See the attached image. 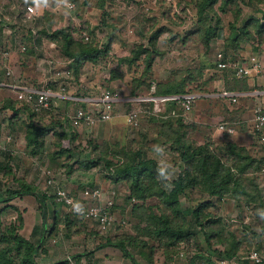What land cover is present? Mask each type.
<instances>
[{
    "label": "rangeland",
    "instance_id": "obj_1",
    "mask_svg": "<svg viewBox=\"0 0 264 264\" xmlns=\"http://www.w3.org/2000/svg\"><path fill=\"white\" fill-rule=\"evenodd\" d=\"M64 2L73 4L74 9L69 10ZM194 2L0 0V58L4 51H8L16 60L22 58V64L26 66V70H21L20 64L15 70L10 65L9 74H6L7 69L2 68L0 59V197L5 198L13 190H21L24 187L22 183L35 187L48 197L44 208L40 207L39 215L45 214L46 227L50 228L53 219L49 198L54 186L64 188L75 198H79L87 187H98L106 198L114 192L113 214L117 225L104 234L93 223L79 220L60 207L56 226L46 236V245L41 244L34 253L33 259L38 264H51L66 256L70 258H67V264H89L88 256L100 261V264H133L128 256L114 247L95 249L100 242H104L103 238L124 240L137 264H210L206 258L214 264H223L226 260H220L222 256L218 253L229 246L231 234L242 241L238 256L257 249L263 261L261 264H264V234L259 230L260 209L254 205L255 201L250 204L245 201L238 203L236 199L227 197L214 200L206 212L219 219L217 224L210 227V230L220 232L219 235L207 242L204 235L198 233L171 248L155 239L149 231L151 225L144 218L149 212L146 206L154 209L158 201L148 200L144 207L131 213L133 205L140 203L127 199V183L115 181V167L126 162L127 154L132 149H141L149 158H153L166 180L170 177L167 168L177 170L181 166L176 153L165 141V127L161 122L149 119L148 104H137L133 99L149 96L155 92L156 86L186 77L192 80L187 91L198 96L195 102L203 99L208 103L207 109L215 111L218 99H213L215 97L211 95L218 92L215 81L222 74L215 67L217 54L224 53L229 62L234 63L255 45V42H244L237 51L224 46L229 34L228 24L233 20L231 7L227 6L224 13L218 11L220 29L205 48L196 34L199 23ZM27 6L35 9V17L21 24L19 22ZM215 6H220V1ZM241 7L243 18L248 17L249 9L244 5ZM62 28H74L76 38L99 48L110 43L109 52L93 62L83 63L75 72L70 61L61 55L54 43L40 33L42 30L51 33ZM82 32L88 39L82 36ZM156 32H159V54L155 56L150 71L145 69L142 58L133 64L123 61V58L131 56L136 46L147 47V41ZM66 69L70 71L68 77L54 79V72ZM16 85L32 90L49 88L57 93L61 92L63 86L65 91L61 93L69 99L54 98L50 110L33 114L10 87ZM104 91L115 94L119 99L112 119L93 128L72 126L70 116L77 109L94 114L100 109V98ZM8 100L13 102L17 114L7 107ZM131 108L140 110L137 127L129 126L126 121ZM28 122L44 130L42 145L38 149L29 146L25 140ZM212 122L216 125L218 121L214 118ZM62 134L65 137L61 138ZM205 134L207 131L203 127H195L189 132L196 142L207 140ZM71 135L74 140L70 145L68 141ZM59 146L73 148L72 155L57 156ZM244 147L258 163L255 169L243 176L241 187L251 194L253 200L258 195L264 200L263 184L258 174L264 168V160L261 161L264 158V132H253ZM198 195L194 193L181 197L182 208L191 210L200 204L202 201ZM28 205L23 206L18 197L0 203V264H23L29 259L28 245L21 243L19 234L24 223L22 206ZM248 208H251V212L247 211ZM187 221L190 224L191 218L187 217ZM195 228L197 233V226ZM97 250L100 251L98 258L95 257ZM78 254L83 255L73 258Z\"/></svg>",
    "mask_w": 264,
    "mask_h": 264
},
{
    "label": "trees",
    "instance_id": "obj_2",
    "mask_svg": "<svg viewBox=\"0 0 264 264\" xmlns=\"http://www.w3.org/2000/svg\"><path fill=\"white\" fill-rule=\"evenodd\" d=\"M194 1L193 7L198 17L197 22L199 23L196 34L198 40L205 48H208L212 38L215 37L216 32L220 29L221 18L218 15V11L224 13L227 6L231 7L233 20L228 24L229 34L224 41V46L232 51H237L241 43L255 42L252 50L258 52L259 46L264 44V14L261 13L260 18H257L256 16L260 11L253 10L256 6L264 4V0ZM218 1H220V6H215ZM242 5L249 6L251 11L253 10L252 14L246 18H243ZM19 23L24 24L22 20ZM40 33L54 43L60 50L61 55L70 61L69 64L75 72H77L83 63L93 62L97 57L105 56L109 52L110 43L100 46V48L94 46L91 42L84 43L81 39L74 36L77 33L74 28L57 29L51 33L42 30ZM158 36L159 32L153 34L147 41V47L139 45L133 48L131 56L123 58V61L128 62V64H133L142 58L145 62V69L147 72L150 71L155 56L159 54L157 50ZM219 53H221L224 61L230 63L224 53ZM215 67L217 66L215 65ZM226 69L218 70L224 71ZM191 81V78L187 79L185 77L179 81H171L163 85H158L153 94L156 96H164L190 93L186 88L191 84ZM6 104L7 107L13 110L14 114H17V111L13 108L12 101L8 100ZM26 106L29 107L28 105ZM29 109L31 110L30 107ZM173 110L176 111L175 116L168 115L160 117L150 112L148 113V117L151 121L161 122L162 127H165V141L169 143L172 152L176 153L177 162L181 165L176 178L170 181L166 180V178L164 179L161 176V170L156 161L153 158H149L141 149L129 150L126 162L124 161L115 167V181H122L128 185L129 194L127 199L140 203L139 205H133L131 213L132 211H137L140 207H144L148 200L156 199L158 204L155 205L154 209L146 206L145 209L149 210V212L147 215H144V218L151 225V230L149 231L155 239L165 247L174 248L185 239L195 237L198 233L204 235L207 242L211 238L219 235L220 232L210 230L211 225L217 224L219 219L206 212L208 207H212L214 200L217 201L227 197L228 199H236L238 203L245 201L246 204H250L252 201H255L254 205L260 209L259 215L261 222L259 223V230L261 234H264V200L259 195L253 200L251 194L245 192L241 187L243 176L251 169L256 168L255 164L258 163L256 158L244 146H239L232 142L215 144L208 139L203 142L194 141L190 137L189 132L197 126L184 123L182 116L185 113L183 110L174 102L167 103L166 113ZM31 111L33 114H38L33 112V110ZM25 132V140L29 146L35 149L41 147L44 130L35 127L32 122H28ZM62 136L65 137L64 134L60 137L62 138ZM72 137L68 141L70 145L71 141L73 142L74 140V137ZM72 150L73 148L69 146H59L56 155L71 156L73 153ZM262 160H264L263 157L261 158ZM107 165L111 164L107 163ZM21 185H24L21 190H13L8 192V196L5 198L0 197V203H6L22 195H33L41 205L40 207L45 205V202L48 200L46 194L41 193L33 186H25L24 183ZM194 193L199 194V200L202 202L191 210L187 208L183 209L180 204L181 197H188ZM236 193H240L243 196H237ZM51 195L52 197L49 198V201L51 203L53 220L50 228L48 227L49 229L46 227L45 214L41 216L42 227L44 229L43 234L45 235L50 234L55 228L57 211L62 207L61 204L56 202L54 192ZM247 211L251 212V208H248ZM187 217L191 218L190 224H188V221L186 222ZM191 225H193L195 231H193ZM196 226L198 228L197 233ZM252 235L256 236L254 233ZM230 238L229 246L225 247L223 252L218 253L222 256L220 260L238 259L248 256L250 252L238 256L239 245L242 241L237 240L232 234ZM20 239L22 241L21 243L24 242L23 244L28 245L29 259L23 262V264H38L33 259V256L38 251V248H40V243L45 241L44 235L33 245L22 237ZM103 239H105L104 242H100L95 249H101L107 246L114 247L120 250L125 256H128L133 264H137L127 250L124 240L113 241L110 238ZM254 251L259 252L257 249ZM82 255L78 254L73 256V258L81 257ZM206 259L210 264H214L209 258ZM68 261V259H63L51 264H67ZM243 263H250V261L249 259H243L241 260V264Z\"/></svg>",
    "mask_w": 264,
    "mask_h": 264
},
{
    "label": "built area",
    "instance_id": "obj_3",
    "mask_svg": "<svg viewBox=\"0 0 264 264\" xmlns=\"http://www.w3.org/2000/svg\"><path fill=\"white\" fill-rule=\"evenodd\" d=\"M64 5H66L69 10L74 9L71 3L64 2ZM34 17L35 9L32 6H27L22 16V22L31 21ZM81 34L85 39H88L85 33L82 32ZM3 55L5 56L6 53L4 52ZM216 66L218 69H226L232 66L235 70V76L238 78L249 76L252 72L256 74L264 72L263 64L255 56H250L242 61L239 60L232 65L224 61L221 53H218L216 56ZM69 75L70 71L66 69L56 72L55 78L68 77ZM13 89L16 91L19 101L28 105L33 112L39 113L48 111L52 108L54 95L49 89L32 90L25 87H13ZM60 91H65V88L62 86ZM197 99L198 96L191 93L164 96L151 94L149 96L135 98L132 101L137 104H148V113L151 112L153 115L165 117L168 115H176L175 110L166 113L167 103L174 102L184 113H188ZM118 100L115 94L104 91L100 98V109L97 110L95 114L82 108L77 109L74 114L70 116L72 126L93 128L100 123L109 121L112 118L114 107ZM232 101L235 102L236 99L232 98ZM139 117L140 110L131 108L127 112L126 121L129 126L137 127ZM254 122L256 132H264V109L260 106L254 109ZM223 129L224 126L220 125L219 130ZM226 131L227 133H232L230 128H227ZM258 174L264 189V168H261ZM54 197L56 202L66 209V212L71 213L79 220L93 223L101 234L108 232L117 225L115 224L113 214L114 192H112L110 197L108 196L106 198L98 187H87L81 192L79 198H75L64 188L56 187L54 190ZM243 259H249L252 264H261L262 262L260 253L251 251L246 257L226 260L223 264H241V260Z\"/></svg>",
    "mask_w": 264,
    "mask_h": 264
},
{
    "label": "crops",
    "instance_id": "obj_4",
    "mask_svg": "<svg viewBox=\"0 0 264 264\" xmlns=\"http://www.w3.org/2000/svg\"><path fill=\"white\" fill-rule=\"evenodd\" d=\"M246 8L249 9L248 14H252L253 10L255 9L258 10V12L260 11V13H258L256 16L257 18H260L261 13L264 14V4L256 6L252 11L249 6H246ZM4 52L6 53L5 56L3 55ZM4 52L0 59L1 65H3L2 68L4 67L5 69H7L6 74H9L11 68L10 65L15 70H18L16 69V67L23 63L22 58H18V60H16L12 54H9L8 51ZM241 56L242 57H240V59H237V61L244 60L246 58H249L250 56H255L264 66V44L259 46L258 52H254L251 48V51L245 54H241ZM234 63L231 64L233 65ZM23 69L26 70V66L22 64L21 70ZM221 72L222 74H220V76L215 81V84L218 87V92L211 95L215 97L213 99H218V104L215 107V111H209L207 109L208 103L202 99V102H195L196 104H193L192 109L188 113H185L184 117H187L185 120L190 124H194L199 128L203 127L207 131V134H205L207 135L206 139L214 142L215 144L221 142H232L239 146H245L247 138H250L253 132H256L254 122V109L257 106H260L264 109V72L259 74L252 72L249 76H244L241 78L235 76L232 66ZM53 77L55 79V72L53 73ZM10 87L13 88L24 86L16 85ZM50 91L54 95L55 99H69L64 95V93L61 94L53 92L52 90ZM232 98H235L236 101L233 102ZM71 99L78 98L71 97ZM79 100L83 101V99ZM214 118H216L218 121L216 125L212 122V119ZM220 125L224 126L223 130H219ZM227 128H230L232 130V133H227ZM233 139H235V141H232ZM179 171L180 169L172 170V168H167L166 172H170V177H167V180L170 181L176 178ZM55 188L56 186H54V189L51 188L53 192ZM18 199L21 203H23V206L25 204H29L26 207L22 206L24 213V223L19 231L20 237L29 242L37 243L40 236L44 235L45 241L40 244L45 246L47 235L43 234L44 229L42 227L41 214L39 215V202L33 195H22L18 197ZM65 237L67 238L68 235H66ZM96 254L97 255L95 257L98 258L100 256V251L97 250ZM104 255L102 256L104 257ZM67 258L70 259L66 256L65 259ZM88 260L89 264H100V261L95 260V258H91L89 256Z\"/></svg>",
    "mask_w": 264,
    "mask_h": 264
}]
</instances>
